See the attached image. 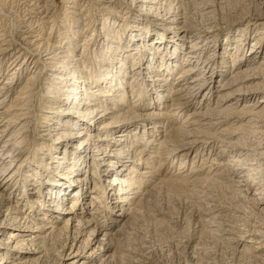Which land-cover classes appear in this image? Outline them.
<instances>
[{
    "label": "bare ground",
    "instance_id": "bare-ground-1",
    "mask_svg": "<svg viewBox=\"0 0 264 264\" xmlns=\"http://www.w3.org/2000/svg\"><path fill=\"white\" fill-rule=\"evenodd\" d=\"M25 2L0 21V264H264V0ZM228 22L220 41L213 28ZM33 124L58 137L31 153ZM192 149L210 164L194 158L185 175ZM162 165L177 170L159 176ZM165 189L206 206L189 201L206 227L192 247L188 222L153 207ZM144 220L182 229L184 244L143 249Z\"/></svg>",
    "mask_w": 264,
    "mask_h": 264
},
{
    "label": "rangeland",
    "instance_id": "rangeland-1",
    "mask_svg": "<svg viewBox=\"0 0 264 264\" xmlns=\"http://www.w3.org/2000/svg\"><path fill=\"white\" fill-rule=\"evenodd\" d=\"M6 2V15L7 16H2V13H0V21L2 22V21H4L5 23H7L8 22V16H10L11 17V14L13 13V15L14 14H16L17 13V10L19 11V9H21L22 7H26V2H25V0H5ZM61 0H54V2H55V4L57 5L59 2H60ZM13 2V3H12ZM22 2V3H21ZM13 5H12V4ZM15 3V4H14ZM54 4V5H55ZM104 4V3H103ZM90 5L91 6H93V7H96V8H102L103 6L102 5H100L99 4V2L98 1H96L95 3L93 2V3H90ZM135 5V4H134ZM8 6V7H7ZM17 6V7H16ZM133 7V8H132ZM17 9V10H16ZM127 9V8H126ZM8 11V12H7ZM128 11H130V12H128V14H134V12L135 13H137L138 12V9L136 8V7H134V6H131L130 8H129V10ZM159 12H160V14H161V11L159 10ZM9 13V14H8ZM21 14V13H20ZM2 18H3V20H2ZM6 20V21H5ZM35 20H37V21H39L40 20V18L38 19V16H35ZM16 22V20L14 21V23ZM17 23V22H16ZM1 24V23H0ZM2 25V24H1ZM231 25H234V26H232L231 27ZM238 26V23H235V24H229V22L228 23H220V25L219 26H217V27H215V28H213V36L215 37V38H217L218 40H220L221 41V39H223V41H224V39L225 38H229L230 36L232 37V35H233V32H235L234 31V27L235 26ZM2 26H0V28H1ZM227 29H229V30H227ZM47 34H48V30L46 29L45 30V32L43 33V37H46L47 36ZM5 40V39H4ZM253 39H252V36L251 37H248L247 39H246V41H245V46L244 47H248V46H250L251 45V43H250V41H252ZM18 42V41H17ZM83 41H82V39L81 38H79L78 40H77V44H76V46H77V51L79 50L80 51V45L79 44H81ZM16 46H18V45H16ZM22 46V45H21ZM27 46V45H26ZM189 46H190V44L188 43V42H185V44H184V46H183V51L186 53V51H188L189 50ZM3 48L4 47H9L8 45H3L2 46ZM22 47H24V46H22ZM246 49V48H245ZM257 49V51L261 54V52L262 51H264V40L263 41H261V45L259 46V49L258 48H256ZM10 52H15V50H12V51H10ZM10 52H7L5 55H4V61H2L1 62V64L3 65V66H1V67H3V71H4V69L6 68L5 66H6V64H7V62H8V57H10ZM218 53V52H217ZM205 59V57H201V61L202 60H204ZM220 59H222L220 56L219 57H217L216 59H213V62L215 63H218L219 62V60ZM222 60H224L225 61V69L226 70H229L230 71V69H228V66L230 65V60H227L226 58H224V59H222ZM259 63H260V60H259ZM5 67V68H4ZM178 71V70H177ZM177 71H175L174 73H173V78L175 77V75H177ZM228 73V72H227ZM6 75V72L0 77V82L3 80V78L4 77H6L5 76ZM226 76V75H225ZM181 79V78H180ZM160 82V81H159ZM174 82V81H173ZM219 83H220V81L218 82V80L216 81L215 80V83H214V85H213V88H212V91H213V98H212V100H211V103H214L215 102V100L217 99L216 97V91L219 89ZM160 92H162V93H164V90H163V88H162V90H160ZM200 97H196L188 106H186V108L179 114V116H177V118H176V120H175V127L176 126H178L179 124H181L182 122H184L185 121V119H186V117L189 115V111L190 110H192V109H194L196 106H199L200 104H201V99H199ZM130 100H132L131 98H130ZM33 108L36 110V114H41V112H40V109H41V107H40V105H39V103H34V105H33ZM189 112V113H188ZM234 120V118H233V116L231 117V119L229 120V122H231V121H233ZM120 121V120H119ZM36 124H33V128H31V127H29L28 128V132L26 133L27 134V142H26V144H24V145H26V147H28V149H27V151L28 152H33V150H35L36 149V147L34 146L33 147V139H35V142L37 143V141H39L40 139H42V138H44V139H46L45 141H51V139H54V138H56V137H58V135L56 134L57 132L55 131V130H53V129H47L46 127H43V126H40V127H38V126H35ZM186 124H184L183 126H185ZM174 127V128H175ZM158 130H159V133H157V134H159V137L160 136H162L163 134H164V132H163V128H158ZM161 131V132H160ZM231 132H233V133H235V131L233 130V131H231ZM234 135V134H233ZM235 136V135H234ZM66 138H68V139H70V140H72L73 141V143H76L77 141H78V137H74V136H66ZM231 138V137H230ZM197 139H203V137H199V138H197ZM252 139H253V137H252ZM231 140H234V139H231ZM153 147H154V149H156V147L157 146H154L153 145ZM219 148V143L218 142H216V143H214L213 144V149L214 150H217ZM150 151H152V149H149V153H150ZM28 152H27V154L26 155H28ZM194 152H196V151H193V149L191 150V153L193 154ZM195 155H192V156H190V157H188L186 160H188V162H187V166H185V168H183V174H185V175H187L188 174V172H189V170H190V167H191V163H189L191 160H193L194 158H196V160H197V164L198 163H204V162H207L205 165H203L204 167H206L207 165H209L210 164V162L209 161H202L201 162V160L199 161V159H200V155H196V153H194ZM199 158V159H198ZM196 164V163H195ZM216 167L215 166H211L210 167V170H211V175H213V174H215L216 173ZM176 170H177V168L176 167H172V166H169L168 167V165H162V167H160L158 170H157V174L159 175V176H165L166 175V177H168V176H170V175H172V174H174V172H176ZM207 170V169H206ZM202 172H204L205 170L203 169V170H201ZM158 175H155L154 177H158ZM191 175H193V174H191ZM176 177H178V176H176ZM153 179H151V181H152ZM147 183V182H146ZM148 185V184H147ZM148 187H149V185H148ZM249 191H253V189H249ZM173 192H171L170 190H168V192H167V190L165 189V191L163 190V191H161L160 192V194H159V196H157L155 199H157L156 200V202H155V199H152V204H153V207L155 208V209H159V210H161V211H163V212H165V211H168L169 212V217H177V219H180L179 220V222L181 223V226H184V224L186 223V221L188 222V231L190 230L191 232H193V231H195V232H193V236H194V238H193V241H191L190 242V244H189V246L190 247H192L195 243H196V241L197 240H203L204 238H202V236L203 237H205L206 238V236H204V231H205V229H206V227H205V225L203 226V225H198V222H197V219H196V209L198 208L195 204H199V206H201L200 208H203V211L204 210H206V206L204 207V205L202 206V205H200V203H201V197H195L194 195H189V193H187V195H186V193H185V195H183V194H181L180 196H179V194H176V193H174V194H172ZM185 196H187V197H185ZM149 200V199H148ZM197 200V201H196ZM160 201V202H159ZM189 201H194L195 202V204H190V202ZM209 202H211L210 204H212V205H216V203L215 202H213V201H209ZM155 204V205H154ZM189 204V205H188ZM264 204V200L262 201V205ZM197 207V208H196ZM154 208H153V210H154ZM162 208V209H161ZM164 208V209H163ZM165 208H167V209H165ZM196 208V209H195ZM120 211V207L117 205V206H115L114 207V213H115V215H117V216H120L121 218H122V214H116V213H118ZM26 213H27V211H26ZM167 215H168V213H166ZM191 214L194 216V218L192 219V220H189L188 219V217L190 216V218H191ZM219 214H222V213H219ZM171 215V216H170ZM183 218H185V219H183ZM183 219V220H182ZM144 222H145V220H144ZM143 221H142V225H141V227L139 228V238L138 239H140L139 241L140 242H142V244H143V249H145V250H150V252H159L158 250H166V249H168L169 248V246L171 247V246H173L174 247V244H176V245H178V246H180V245H182V244H184V238H181V237H179V236H182L181 234H180V230H182V229H167V228H163V226L162 225H157L156 223H154L152 220H147V222H145L144 223ZM58 224V223H57ZM211 225H213V226H210L209 225V227L208 228H213L214 229V225H216V222H212V223H210ZM116 225H118V223H115V224H113L112 226H111V229L110 230H112ZM59 226H61V224L59 223ZM157 226V227H156ZM160 226H162V227H160ZM191 228L193 229V230H191ZM159 229V230H158ZM140 230H142V231H140ZM204 230V231H203ZM189 231V232H190ZM200 231H201V234H200ZM203 231V232H202ZM137 232V233H138ZM146 234V235H145ZM86 236H87V234H85V235H83V237L84 238H86ZM123 237H121V239H122ZM181 242V243H180ZM251 245V244H250ZM155 252V253H156ZM178 252V251H177ZM210 253H211V255H210ZM181 254V253H180ZM180 254H178L179 256H180ZM207 256L208 257H212L213 255V251H212V249H210L209 251H207ZM227 260H228V257H225L224 258V260H223V262L225 263V264H227L228 262H227Z\"/></svg>",
    "mask_w": 264,
    "mask_h": 264
}]
</instances>
